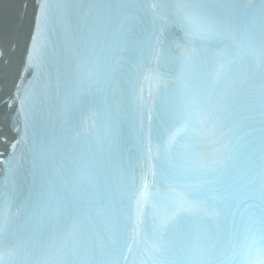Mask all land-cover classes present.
Returning a JSON list of instances; mask_svg holds the SVG:
<instances>
[{
	"label": "snow or ice",
	"instance_id": "1",
	"mask_svg": "<svg viewBox=\"0 0 264 264\" xmlns=\"http://www.w3.org/2000/svg\"><path fill=\"white\" fill-rule=\"evenodd\" d=\"M48 6L41 3L40 13ZM159 41L157 35L151 55L146 57L141 50L127 69L129 80L140 83L142 79L147 91L141 84L130 98L140 147L121 181L119 210L107 220L108 254L103 264H161L157 253L178 217L185 212L213 211L204 200L191 195L195 183L191 177L214 168L219 158L214 105L187 99L182 93L164 109L158 110L152 103L154 93L162 87L172 88L174 81L183 78L185 65L195 62L200 51L191 32L186 31L184 40L173 44L178 49L180 70L165 75L155 49ZM222 68L217 65L211 70L213 79L219 78ZM79 224V218L74 217L73 230ZM251 264H264V254Z\"/></svg>",
	"mask_w": 264,
	"mask_h": 264
},
{
	"label": "bare ground",
	"instance_id": "2",
	"mask_svg": "<svg viewBox=\"0 0 264 264\" xmlns=\"http://www.w3.org/2000/svg\"><path fill=\"white\" fill-rule=\"evenodd\" d=\"M16 0H0V18L2 19V26H0V36L8 37L10 35V30H7L8 25L14 23V18H12V13L15 9ZM13 20H12V19ZM23 28L19 31V36L23 34Z\"/></svg>",
	"mask_w": 264,
	"mask_h": 264
}]
</instances>
